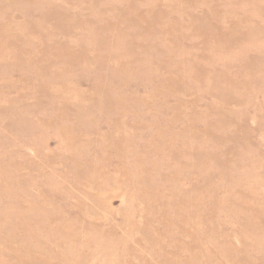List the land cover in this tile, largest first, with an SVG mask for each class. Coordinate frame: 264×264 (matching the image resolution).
Returning a JSON list of instances; mask_svg holds the SVG:
<instances>
[{
  "label": "rangeland",
  "instance_id": "1",
  "mask_svg": "<svg viewBox=\"0 0 264 264\" xmlns=\"http://www.w3.org/2000/svg\"><path fill=\"white\" fill-rule=\"evenodd\" d=\"M0 264H264V0H0Z\"/></svg>",
  "mask_w": 264,
  "mask_h": 264
}]
</instances>
